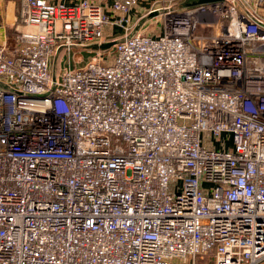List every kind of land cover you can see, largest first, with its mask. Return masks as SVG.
<instances>
[{"label":"built area","instance_id":"built-area-1","mask_svg":"<svg viewBox=\"0 0 264 264\" xmlns=\"http://www.w3.org/2000/svg\"><path fill=\"white\" fill-rule=\"evenodd\" d=\"M139 2L18 0L0 264H264V0L152 8L157 35L52 73Z\"/></svg>","mask_w":264,"mask_h":264},{"label":"rangeland","instance_id":"rangeland-1","mask_svg":"<svg viewBox=\"0 0 264 264\" xmlns=\"http://www.w3.org/2000/svg\"><path fill=\"white\" fill-rule=\"evenodd\" d=\"M163 8V7H160ZM178 9V7H176ZM132 14H134L132 12ZM134 16V15H133ZM161 22H163V16H156L149 18V14H145L143 16L132 17L128 22H124L122 25L117 26L115 28L107 27L104 30V38L102 40L101 45L110 43L112 41H116L121 39L124 35L131 34H154L157 35L161 30ZM111 28L114 30L112 34L106 36V31ZM17 31H24L21 25L8 34L7 46L11 47L14 44V37L17 34ZM199 34V31H197ZM98 46L95 42L88 43L86 48H73L71 54L69 56H63V54H59L55 63L54 71L55 73H60L64 68V65H70L72 68H78L85 65V63L91 61L93 58L97 56L98 53H101V56L110 57L113 53V47L108 50H98L96 48ZM104 55V56H103ZM54 60V59H53ZM54 65V62H53ZM211 258V254H209L204 262V264H212L209 259Z\"/></svg>","mask_w":264,"mask_h":264},{"label":"crops","instance_id":"crops-1","mask_svg":"<svg viewBox=\"0 0 264 264\" xmlns=\"http://www.w3.org/2000/svg\"><path fill=\"white\" fill-rule=\"evenodd\" d=\"M53 4L63 3L65 5H75L77 0H49ZM199 0H140L138 6L133 10L132 17L143 16L152 8H160L166 6H175L180 9H185L189 5L194 4ZM18 0H0V44L7 43L9 32L16 30L19 27L17 15ZM134 15V16H133ZM114 30L109 28L106 31V36L112 34ZM54 59V58H53ZM54 60L51 62V70L56 74L53 66Z\"/></svg>","mask_w":264,"mask_h":264},{"label":"water","instance_id":"water-1","mask_svg":"<svg viewBox=\"0 0 264 264\" xmlns=\"http://www.w3.org/2000/svg\"><path fill=\"white\" fill-rule=\"evenodd\" d=\"M218 1H223V0H199V1L195 2L194 4L189 5L188 7L195 6V5H200V4L218 2ZM159 14H160L159 11L152 12L151 14H149V18L156 17ZM118 41L119 40H116V41H112V42L107 43V44H103V45H100V46H96V48L98 50H108L109 48L113 47ZM59 53H60V51L58 50L57 53H56V55H55V57H54V65H53L54 67H55V63H56V60H57V57H58Z\"/></svg>","mask_w":264,"mask_h":264}]
</instances>
